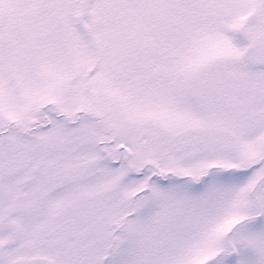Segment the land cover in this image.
<instances>
[{
	"label": "snow or ice",
	"instance_id": "1",
	"mask_svg": "<svg viewBox=\"0 0 264 264\" xmlns=\"http://www.w3.org/2000/svg\"><path fill=\"white\" fill-rule=\"evenodd\" d=\"M0 264H264V0H0Z\"/></svg>",
	"mask_w": 264,
	"mask_h": 264
}]
</instances>
